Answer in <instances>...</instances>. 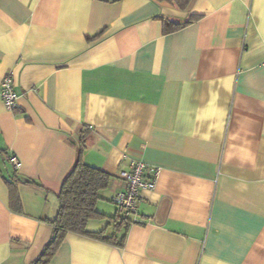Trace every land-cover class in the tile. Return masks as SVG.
Returning a JSON list of instances; mask_svg holds the SVG:
<instances>
[{
    "label": "crops",
    "instance_id": "1",
    "mask_svg": "<svg viewBox=\"0 0 264 264\" xmlns=\"http://www.w3.org/2000/svg\"><path fill=\"white\" fill-rule=\"evenodd\" d=\"M8 74L20 97L0 98V264H30L50 240L81 139L83 162L111 175L87 230L124 243L69 232L49 264H264V0H0ZM131 158L157 184L115 226Z\"/></svg>",
    "mask_w": 264,
    "mask_h": 264
},
{
    "label": "trees",
    "instance_id": "2",
    "mask_svg": "<svg viewBox=\"0 0 264 264\" xmlns=\"http://www.w3.org/2000/svg\"><path fill=\"white\" fill-rule=\"evenodd\" d=\"M182 7H186L191 0H176ZM187 22L174 23L164 20L165 32H171L183 27ZM85 144L81 139L78 158L71 172L64 179L58 198L60 208L56 218L50 221L53 226V234L50 240L44 245L40 254L30 264H49L54 257L62 241L69 232L88 235L111 241L122 246L125 236L117 237L116 234L106 236V230L97 232L87 230V224L92 219L103 218L105 214L97 210V202L101 199V191L108 188L111 182V175L107 172L91 167L83 162V152ZM16 173V172H15ZM21 180L18 174L13 180L8 181L10 187V206L16 210H21V203L18 193V183ZM116 219V216L112 217ZM128 219H117L115 226L121 225Z\"/></svg>",
    "mask_w": 264,
    "mask_h": 264
},
{
    "label": "built area",
    "instance_id": "3",
    "mask_svg": "<svg viewBox=\"0 0 264 264\" xmlns=\"http://www.w3.org/2000/svg\"><path fill=\"white\" fill-rule=\"evenodd\" d=\"M19 97L13 76L8 74L0 82V98L9 110H14L18 107ZM127 157V154L123 155V158ZM10 161L16 169L19 168V160L16 156L11 155ZM119 175L125 181V188L115 194L113 202L119 215L122 214L120 217L129 219L138 212L141 191L156 187L159 168L150 166L140 159L131 158L129 168L122 169Z\"/></svg>",
    "mask_w": 264,
    "mask_h": 264
},
{
    "label": "rangeland",
    "instance_id": "4",
    "mask_svg": "<svg viewBox=\"0 0 264 264\" xmlns=\"http://www.w3.org/2000/svg\"><path fill=\"white\" fill-rule=\"evenodd\" d=\"M120 215L122 216V214L120 213Z\"/></svg>",
    "mask_w": 264,
    "mask_h": 264
}]
</instances>
